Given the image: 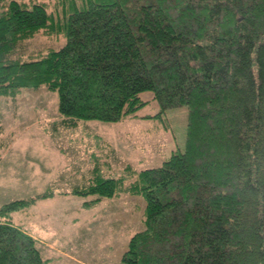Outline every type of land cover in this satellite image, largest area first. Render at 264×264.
<instances>
[{
	"label": "trees",
	"instance_id": "16d2710c",
	"mask_svg": "<svg viewBox=\"0 0 264 264\" xmlns=\"http://www.w3.org/2000/svg\"><path fill=\"white\" fill-rule=\"evenodd\" d=\"M36 34L64 42L14 55ZM40 85L68 127L187 106L183 150L113 172L93 154L72 186L87 206L144 199L122 264H264V0H0V95ZM145 91L159 108L138 115ZM50 196L0 204V264H51L11 215Z\"/></svg>",
	"mask_w": 264,
	"mask_h": 264
},
{
	"label": "rangeland",
	"instance_id": "374dc122",
	"mask_svg": "<svg viewBox=\"0 0 264 264\" xmlns=\"http://www.w3.org/2000/svg\"><path fill=\"white\" fill-rule=\"evenodd\" d=\"M45 1L51 6L56 0ZM147 27L151 34L157 28ZM63 42L36 34L22 41L14 55L28 58ZM151 94L141 93L148 102L136 114L158 110ZM63 117L57 92L45 85L21 88L14 97L0 95V204L50 190L52 196L11 214L37 238L42 255L51 264H122L130 235L143 227L144 199L120 192L87 206L84 200L91 195L74 194L72 186L90 175L93 154L113 172L126 163L136 170L155 166L172 151L183 150L187 106L166 108L162 119H80L75 127L62 124Z\"/></svg>",
	"mask_w": 264,
	"mask_h": 264
}]
</instances>
